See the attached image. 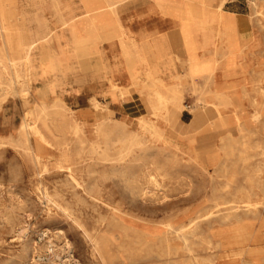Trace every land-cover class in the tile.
<instances>
[{
	"label": "rangeland",
	"instance_id": "1",
	"mask_svg": "<svg viewBox=\"0 0 264 264\" xmlns=\"http://www.w3.org/2000/svg\"><path fill=\"white\" fill-rule=\"evenodd\" d=\"M98 1L91 13L84 0H11L9 20L30 48L26 69L23 52L14 54L15 67L0 36V264H264V193L253 189L250 212L238 198L264 147V1L258 16L250 0L222 6L248 22L247 37L233 50L232 73L217 69L214 77L236 105L218 106L219 122L201 125L191 123L201 80L186 78L180 61L157 64V75L180 88L182 105L171 122L147 110L150 90L141 80L130 86V72L141 79L149 71L138 49L175 23L154 0ZM104 21L115 36L98 34ZM204 35L210 32L196 38ZM145 120L156 132L142 127ZM98 122L141 133L145 149L118 159L120 145L113 144L105 159ZM155 172L159 184L148 181ZM197 214L186 251L166 224L192 226Z\"/></svg>",
	"mask_w": 264,
	"mask_h": 264
},
{
	"label": "crops",
	"instance_id": "2",
	"mask_svg": "<svg viewBox=\"0 0 264 264\" xmlns=\"http://www.w3.org/2000/svg\"><path fill=\"white\" fill-rule=\"evenodd\" d=\"M154 1L161 15L172 20L176 27L171 31L151 39L149 42L146 41L138 49L139 55L148 61V65L150 64L149 71L145 72L144 76L140 80L159 78L164 81L162 76L157 75L160 70L157 64L164 63L165 65L166 63L168 65H172L174 59L180 61L185 66L184 76L186 78L188 77L192 83H195L197 79L201 80V105L195 107L191 123L194 125H201L205 122L218 123L220 117V108L225 107L228 104L236 105V103L234 102L231 94L228 91L223 90V85L218 86L215 84L214 77L216 70L221 69L222 75L224 76L232 73L233 50L241 45L245 40V38H243L241 35L235 36V39V37L232 38L229 35L224 34L228 31V27L224 22V17L235 15L239 17V20L245 21V27L240 31H245L246 33L248 26L247 19L243 18V16H240V13L238 12L222 10V6L226 0H223L220 8L218 7L221 0ZM253 1H256L257 8L252 6ZM260 1L264 0H250L255 16L259 15L257 9H259ZM112 29L115 34V28ZM201 31H209L210 35H204L202 39H197L196 33ZM223 40L226 41V43ZM190 66H192L191 70ZM194 69L197 70L198 74ZM136 78L137 76L130 72L131 81ZM226 87L227 86H225V88ZM259 93L262 97H264V86L260 87ZM218 106L220 108H218ZM176 112V107L169 106L166 121L171 122L174 120ZM199 112L201 115L200 120H198L195 115ZM257 154L262 156V160H259L254 168L261 167L263 169L264 166H262L261 163L264 160V147H260V150ZM203 156H205L206 159H209L210 162H214L217 157L216 154L212 153L210 150H204ZM240 158L242 161H245L247 156L240 154ZM263 174L264 171L262 172L261 176ZM249 175L252 176V173L247 174V177ZM241 185L244 187L246 186L244 184ZM252 191L254 190L252 189ZM244 239L246 240V236H244Z\"/></svg>",
	"mask_w": 264,
	"mask_h": 264
},
{
	"label": "bare ground",
	"instance_id": "3",
	"mask_svg": "<svg viewBox=\"0 0 264 264\" xmlns=\"http://www.w3.org/2000/svg\"><path fill=\"white\" fill-rule=\"evenodd\" d=\"M108 1V0H106ZM111 3V1H109ZM107 2V3H109ZM223 3V0H221L219 7H221ZM55 5V4H54ZM109 5V4H108ZM107 5V6H108ZM84 6L87 9L88 12H96V10L99 7V1L98 0H84ZM200 6V5H199ZM252 6L257 8V4L256 1L252 2ZM260 7L261 5H259V9H257L258 13H260ZM57 10V9H56ZM217 10V8H216ZM215 12V11H214ZM60 13V12H59ZM12 14V7H11V0H0V36L2 38V42H3V47L4 50H6L7 55L9 56L8 61L11 65L15 66V60L16 58L14 57V54L18 53L21 54L22 52L24 53V55L22 56V60H23V66L26 69L27 67V53H28V49L30 48L29 44H26V48L24 49L23 46L19 40L18 34L14 28V25L10 22L9 18L11 17ZM58 15V14H57ZM222 15V14H221ZM60 16V15H58ZM216 18V16H215ZM12 20V19H11ZM223 20V19H222ZM224 22L226 23L227 27H228V31L224 34L229 35L230 37L234 38L235 36H242L243 38L247 37V33L245 31H240L243 30L245 27V21L243 20H239V17L235 16V15H231V16H226L224 17ZM45 27V26H44ZM113 26L111 23L104 21L102 23H100V25L96 28L98 34L102 37V38H110L115 36L114 32H113ZM49 29V28H48ZM42 30V29H41ZM44 30V29H43ZM42 30V32H43ZM58 32V31H57ZM41 34V33H40ZM43 34V33H42ZM16 36V41H14L12 36ZM125 35V34H124ZM225 35V36H226ZM46 36V34H45ZM49 37V36H48ZM72 37V36H71ZM241 37V38H242ZM221 38V37H220ZM224 38V36H223ZM222 39V38H221ZM236 39V37H235ZM228 40V39H227ZM1 41V40H0ZM47 41V40H46ZM224 41V40H223ZM229 41V40H228ZM48 42V41H47ZM226 43V41H224ZM35 43V42H34ZM2 47V48H3ZM59 48V47H58ZM1 54V53H0ZM50 54V53H49ZM228 56V55H227ZM233 56V55H232ZM5 57V56H4ZM230 57V56H228ZM7 58V57H6ZM231 59V58H230ZM3 60V59H2ZM226 60V59H225ZM224 60V61H225ZM233 61V60H232ZM230 62V61H229ZM208 63V62H206ZM1 64V63H0ZM201 64V62H200ZM199 64V65H200ZM204 64V63H203ZM209 64V63H208ZM189 65V64H188ZM187 65V66H188ZM206 65V64H205ZM2 66V64L0 65ZM195 66V65H194ZM17 67V66H15ZM49 67V66H48ZM190 66V70H191ZM232 67V66H231ZM8 68H10L8 66ZM196 68V67H195ZM200 68V67H198ZM10 70V69H9ZM21 70V69H19ZM193 70V69H192ZM196 70V69H194ZM200 70V69H199ZM206 70V69H205ZM204 70V71H205ZM188 71V70H187ZM207 71V70H206ZM197 72V70H196ZM9 73V72H8ZM13 73V72H12ZM26 73V72H24ZM194 73V71H193ZM192 73V74H193ZM201 73V71H200ZM215 73V72H214ZM198 74V72H197ZM11 75V74H10ZM25 76V75H24ZM9 77V75H8ZM16 77V76H15ZM60 78V77H59ZM188 78V77H187ZM140 79H134L131 81L130 86L135 85L137 83V81ZM9 82V81H8ZM142 86H146L150 91L148 93V99L146 100V107L147 110L150 113L153 114H160L162 116V118L164 120L167 119V115H168V107L172 106V107H180L182 105L181 103V96H180V88L178 86V83L175 84H166L163 80L159 79V78H154V79H150V80H141L140 81ZM20 83V82H19ZM109 83L111 85L112 88L116 89V85L114 84L113 81L109 80ZM13 84V83H12ZM8 85V84H7ZM28 86V84H27ZM263 88V87H262ZM11 94V93H10ZM23 95V94H22ZM95 98V97H94ZM205 99V98H204ZM219 99V97H218ZM92 101L94 99H91ZM52 101V100H51ZM55 101V100H54ZM218 101V100H217ZM219 102V101H218ZM50 103V101H49ZM47 103V104H49ZM52 103V102H51ZM62 104V103H61ZM91 104V103H90ZM39 105V104H38ZM41 105V104H40ZM66 105V104H65ZM62 107V105H60ZM91 106V105H90ZM93 106L94 107H98V102H96V99L93 101ZM38 107V106H37ZM66 107V106H65ZM202 107V106H201ZM47 108V107H46ZM21 109V108H20ZM32 109V108H31ZM69 109V108H68ZM63 110V108H62ZM43 118H44V122L46 123L45 120L48 119V113L45 111V109H41L40 110ZM28 115V114H27ZM80 115V114H79ZM197 119L200 120L201 119V115L200 112L195 114ZM203 115V114H202ZM82 117V116H81ZM42 119V118H41ZM84 119V118H83ZM82 120V119H80ZM49 122V121H47ZM27 123V122H26ZM47 129L51 132H53L55 130V127H49L46 126ZM142 127L149 131L150 133H154L156 132L155 129V125L153 123H151L150 121H143L142 122ZM19 128V127H18ZM52 128V129H50ZM15 129V128H14ZM26 130V129H25ZM77 130V129H76ZM80 130V129H78ZM8 131V130H7ZM33 131L37 137V140L39 141V144H42V142H45L43 135L39 132V130L37 128L33 127ZM95 131L96 133L101 137V142L103 143V148L102 149V154L104 156L105 159L108 158V150L112 147L113 144H119L120 145V150H119V157L118 159H123L125 156H127L128 154H131L135 149L139 148L142 149L144 147V142L142 141L141 138V133H129L125 130V126L123 124H115V125H109L108 123H103V122H98L96 123L95 126ZM26 132V131H25ZM30 132V131H29ZM80 132V131H79ZM4 135V134H3ZM63 135V134H62ZM16 136V135H15ZM78 136V135H76ZM31 137V136H30ZM78 138V137H77ZM80 138V137H79ZM75 139V138H74ZM14 140V139H13ZM24 141V140H23ZM26 141V140H25ZM78 141V140H76ZM85 141H87L85 139ZM74 142V141H73ZM91 142V141H90ZM15 143V142H14ZM20 143V142H19ZM86 143V142H85ZM88 143V142H87ZM38 144V145H39ZM59 144V143H57ZM65 144V142L63 143ZM93 144V143H91ZM97 145V144H96ZM21 146V145H20ZM67 146V145H66ZM75 146V145H74ZM88 146V145H87ZM78 147V146H77ZM82 147V146H81ZM29 148V147H28ZM75 148V147H74ZM76 149V148H75ZM91 149V148H90ZM145 149V148H143ZM89 150V149H87ZM68 151V150H67ZM75 151V150H74ZM73 151V152H74ZM76 151H79L76 150ZM82 152V151H81ZM77 154V153H76ZM145 154V153H144ZM147 154V153H146ZM74 155V153H73ZM140 155V154H139ZM152 155V154H151ZM148 156V154L146 155ZM15 157V156H14ZM141 157V156H140ZM136 158V157H135ZM146 160V157H144ZM142 157V159H144ZM149 158V157H148ZM147 158V159H148ZM79 159V158H78ZM136 161V160H135ZM37 163V161H36ZM166 164V163H165ZM153 165V163H152ZM262 166H264V160L261 163ZM12 167V166H11ZM35 167V166H34ZM97 167V166H96ZM154 167V166H153ZM85 168V167H84ZM155 168V167H154ZM95 169V167H94ZM264 171V168L262 169L261 167H257V168H253L252 176H248L247 177V182H248V187L247 188H243L240 187L241 189H239L240 191H243L244 193L239 195L240 199H242V208L244 210V212H250L252 209H254L256 206H254V204H252L250 198L251 196L254 195V191H252V189L254 188H258L259 190H261L264 193V176H261L262 172ZM167 172V171H166ZM165 172V174H166ZM179 172V170H178ZM149 173V172H148ZM93 174V173H91ZM169 175H171L170 173H168ZM35 175V174H34ZM88 175V174H86ZM143 175V174H142ZM157 175L158 172H155L153 174H149L148 176V181H151L155 184H159L158 179H157ZM167 175V174H166ZM180 175V174H179ZM140 176V175H138ZM137 176V178H138ZM168 176V175H167ZM70 177V175H69ZM73 177V176H72ZM86 178V177H85ZM141 178V176H140ZM178 178V177H177ZM71 179V177H70ZM69 179V180H70ZM73 182V181H72ZM89 182V181H88ZM87 182V183H88ZM93 182V181H92ZM89 184V183H88ZM83 185V184H82ZM173 185V184H172ZM87 186V184H86ZM84 186V187H86ZM142 186V185H141ZM83 187V186H82ZM143 189V188H142ZM91 190V189H90ZM40 191V190H39ZM47 191V190H46ZM85 191V190H84ZM260 191V192H261ZM40 193V192H39ZM157 195V194H156ZM236 195V193H235ZM234 196V195H233ZM258 196V195H256ZM41 198V197H40ZM237 198V197H236ZM261 199V198H260ZM239 201V199H237ZM260 204V203H259ZM230 205V204H229ZM235 205H230V209L232 212H234L236 209ZM230 211V210H229ZM202 215L197 214L196 217L193 220V225L192 226H175L172 223H167L166 224V231L168 232H175L176 237L181 241L182 243V248L186 251H190V245H189V240L192 237V235L197 234V229H198V225H199V221L201 220L200 217ZM10 219V218H9ZM206 219V218H204ZM11 220V219H10ZM80 222V221H79ZM190 224V223H189ZM240 230V229H239ZM18 232V231H17ZM17 234V233H16ZM209 237V236H208ZM239 240V239H238ZM163 241L166 243V247L171 249V247L169 246V241L168 239H166V237L163 238ZM105 242V241H104ZM209 242V241H208ZM94 245V244H93ZM62 248V247H61ZM241 249V248H240ZM25 250V249H24ZM111 250V249H110ZM39 251V250H38ZM244 250L239 251L238 253L241 254L243 253ZM20 253V252H19ZM166 253V252H165ZM169 253V252H167ZM255 253V252H254ZM258 253V252H257ZM250 254V253H249ZM18 255V254H17ZM15 256V255H14ZM19 256V255H18ZM17 256V257H18ZM35 256V255H34ZM234 256V255H233ZM242 256V255H241ZM23 257V256H22ZM21 258V257H20ZM32 258V257H31ZM16 259V258H15ZM40 259V258H39ZM15 262V261H14ZM12 262V263H14ZM17 262V261H16ZM19 262V261H18ZM37 264V263H36Z\"/></svg>",
	"mask_w": 264,
	"mask_h": 264
}]
</instances>
